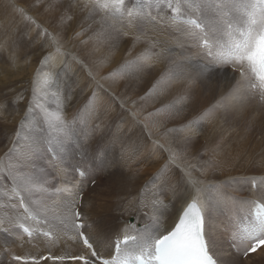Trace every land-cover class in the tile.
Wrapping results in <instances>:
<instances>
[{"label": "snow or ice", "instance_id": "6c2138e0", "mask_svg": "<svg viewBox=\"0 0 264 264\" xmlns=\"http://www.w3.org/2000/svg\"><path fill=\"white\" fill-rule=\"evenodd\" d=\"M47 10L57 13L58 32L60 26L70 28L68 22L75 19L79 27L75 39L87 34L88 40L111 42L114 47L122 37L131 35L129 55L147 37L149 29L168 33L175 49L168 46L154 51L159 41L149 39L147 47L126 59L107 78L150 72L155 61L168 57L150 92L181 85V94L168 106L177 114L191 107L198 82L205 87L214 79L227 82L228 91L199 111L185 126L188 130L202 129L219 113L227 116L243 112L250 105L264 108V0H49ZM16 11L39 29L38 35L51 41L56 53L65 55L59 35L42 28L23 9ZM52 59L51 55L47 57L37 70L32 99L12 147L0 158V209L5 210L0 234L18 241L21 247L41 238L52 245L64 243L66 237L79 239L87 254L52 255L49 248L47 255H15L9 253L5 240L0 257L10 255L11 264H41L45 260L60 264H234L233 252L247 256L264 247V179L249 178L246 186H237L236 182L206 185L203 176L211 161L197 167L185 159L181 167L178 161L186 153V146L180 151L168 150L167 161L155 180L134 199L122 197L115 202L111 211L119 213V225L113 227L104 218L90 221L81 211L80 201L83 181L96 167L85 169L71 160L91 152L90 158L94 164L98 161L103 171L110 153L139 154L140 148L123 135L99 140L94 135L75 137L77 127L95 133L96 127L89 129V123L99 118L97 94L94 90L93 103L69 120L64 110L66 85ZM73 59L95 81L85 62ZM96 88L101 89L98 82ZM21 99L17 96L12 104ZM3 108L7 104H0ZM41 161L45 167L39 166ZM177 168L182 175L173 182L169 174ZM61 174V180L53 183L52 178ZM229 187L257 194L235 196L226 191ZM212 201L227 209L223 223L211 221ZM125 213L131 218L126 219ZM69 232L74 236L68 237ZM225 240L227 248L223 246Z\"/></svg>", "mask_w": 264, "mask_h": 264}, {"label": "rangeland", "instance_id": "374dc122", "mask_svg": "<svg viewBox=\"0 0 264 264\" xmlns=\"http://www.w3.org/2000/svg\"><path fill=\"white\" fill-rule=\"evenodd\" d=\"M48 3L49 0H0V44H3V48H0V104H7V108L0 109L2 113L0 114V158L4 157V154L12 147L20 121L25 116L32 99L34 76L37 70L44 66L46 58L51 55L53 58L51 63L59 73L61 81L66 85L64 110L66 109L65 113L69 120L78 110H83L85 106L93 103L91 93L94 90L97 94L95 104L99 118L89 123V129L96 127L95 133L89 132L88 134V129L77 127L75 137L87 139L88 135H94L99 140L110 138L112 135L121 136L120 134L124 133V130L126 132L130 128L128 126L132 124L135 127L130 128L131 133L137 127L140 129L145 127L149 131L148 133L143 129L150 139L145 144H139V139H136L140 148L139 154L132 155V152H128L123 157V154L110 153L107 157L109 159L113 155L112 159L116 157L117 160H122V166H118L121 171L124 170L123 174L126 173L124 174L126 176L129 172V176L141 172L142 179L147 177L143 181L142 179L127 181L119 176V171L111 169L104 168L100 171L99 162L94 164L90 158L91 154L84 157L76 156L71 160L72 164L80 163L85 169L96 167L92 175L83 181V192L81 193L83 195L81 211L88 217L96 215L93 214V210H96L98 204L105 205L108 207L106 219L109 216L113 219L110 223L114 225L113 227L120 224L121 221L117 219L119 214L111 211L115 202L122 197L135 198V194L137 195L140 190L151 185L158 171L167 161L168 150L180 151L181 146H186V153L178 161L181 167L184 166L185 159L197 167L211 161L212 166L208 167L203 176L206 185L236 182L237 186L240 184L246 186L249 178L255 177L257 180L263 178L264 108L250 105L243 112H235L227 116L219 113L202 129L188 130L185 126L194 116L198 115L199 111L213 104L228 91L227 82L214 79L206 82L207 87L198 82L192 92V104L188 107V113L184 116L182 112L177 114L168 106L181 94V85H173L164 91L150 92L161 72L166 68L168 57H161L155 61L150 72L144 71L135 76H120L115 80L107 78L109 73L118 68L126 59H132L147 47L149 39L159 41L154 51H160L161 48L168 46L175 49L172 37L168 33H162L159 29L155 32L149 29L147 37L141 43L136 44L129 55L133 40L131 35L122 37L114 47L111 42L88 40L87 34L75 39L74 32L79 30L75 19L68 22L71 25L70 28L67 25L60 26L58 32L57 13L47 10ZM17 8L23 9L42 28L48 29L53 35H59L62 52L65 55L56 53L51 41L43 34L38 35L39 29L17 12ZM81 40H87L88 43L82 44ZM179 55V50H176V57L179 58ZM12 57H15L14 63L11 62ZM73 57L85 62L92 70L95 81L88 77L87 70L82 68ZM97 82L101 85V89L96 88ZM153 94L157 95L154 97ZM17 96H22L23 99L13 105L12 101ZM107 124H109L108 127ZM39 166L45 167L46 163L41 161ZM68 171L71 172V169ZM62 175L50 178L53 179V183H56L61 180ZM181 175L180 169L177 168L169 174V179L175 182L180 179ZM77 178L72 177V179ZM226 191L240 197H251L257 194L246 190L233 191L231 187ZM209 200L211 201V195H209ZM166 201H168L167 198H165V203ZM214 204L215 202L212 201L209 209L210 219L213 223H223L226 220L227 209ZM1 211L5 210L1 209ZM125 218L130 219L131 215H125ZM67 236L71 237L70 232ZM7 238L10 240L7 250L11 254L18 255V247L15 246L18 241L11 237ZM57 244L65 248L62 244ZM223 246L228 247L226 240ZM68 249L73 250L72 247ZM4 250L5 245L1 247L0 253ZM76 250L78 251L79 248H75L74 251ZM241 254L242 252L232 253L231 259L234 264H264V253L256 257L251 254L246 258ZM48 261H42L41 264ZM68 262L65 261V264L73 263ZM0 264H11V256L1 257Z\"/></svg>", "mask_w": 264, "mask_h": 264}, {"label": "bare ground", "instance_id": "6f19581e", "mask_svg": "<svg viewBox=\"0 0 264 264\" xmlns=\"http://www.w3.org/2000/svg\"><path fill=\"white\" fill-rule=\"evenodd\" d=\"M91 59V58H90ZM104 60V59H103ZM106 63V62H105ZM147 86V85H146ZM92 88V87H91ZM99 90H97V92H98ZM103 93V92H102ZM105 93V92H104ZM101 95H103V94H101ZM106 95V94H105ZM157 94H153V96L155 97ZM82 100V99H81ZM66 110V109H65ZM21 111V110H20ZM188 111H189V108H186V109H184V111L182 112V116H184V114H186V113H188ZM22 116V115H21ZM72 118V117H71ZM105 120V119H104ZM108 120V119H107ZM116 123V122H115ZM110 124V123H109ZM109 124H107V127H108V125ZM122 125V124H121ZM125 126V125H124ZM128 127H130L131 129H133L135 126H134V124H132V125H129ZM128 129L126 132H125V130H124V133H121L120 135H123V136H125V138H131V142L134 144V145H136L137 143H136V139H139L138 140V142H139V144H145L146 143V141H148V140H150L149 138H148V136H147V134H146V132L145 131H148V130H146L145 129V127L144 128H142V129H140V127H137L136 129H134L133 130V132L131 133L130 132V130L131 129ZM125 129V128H124ZM143 129H145V131L143 130ZM87 130V129H86ZM121 131V130H120ZM114 133V132H113ZM148 133H149V131H148ZM88 134H90L89 133V130H88ZM162 145H165V144H162ZM156 146V145H155ZM154 146V147H155ZM166 146V145H165ZM161 153V152H160ZM89 154H91V153H89ZM117 154V153H116ZM127 154V153H126ZM131 154V153H130ZM155 154H157V153H155ZM3 155V154H2ZM110 155V154H109ZM112 155V154H111ZM132 155H133V153H132ZM135 155V154H134ZM160 155H162V154H160ZM113 156V155H112ZM112 156H110V158L109 159H107L106 160V162H105V165H104V168L106 169V170H108V169H111V170H113V171H119L120 172V177H122V178H124V179H126L127 181H133V180H135V181H138V180H141L142 179V176L140 175V173L138 174V173H136V174H133V176H129V174H130V172H129V174H128V176H126V175H124V174H126V173H124L123 174V172H124V170H120V167L118 166V165H121L122 166V164H121V161H119V160H117L116 159V157H115V159L113 158H111ZM120 156V155H119ZM127 156H129V155H127ZM158 156V155H157ZM156 156V157H157ZM109 157V156H108ZM123 157H125L124 156V154H123ZM130 157H131V155H130ZM133 157V156H132ZM119 158V157H118ZM240 160V159H239ZM93 162V161H92ZM94 163V162H93ZM97 163V162H96ZM120 163V164H119ZM128 168V167H127ZM125 169V168H124ZM134 170V169H133ZM136 170V169H135ZM137 170H139V169H137ZM128 171H129V169H128ZM138 172V171H137ZM133 173V172H132ZM262 173V172H261ZM264 173V172H263ZM62 175V174H61ZM132 175V174H131ZM257 175V174H256ZM180 176V175H179ZM263 176V178H261V179H264V175H262ZM173 177V176H172ZM147 177H145V178H143L142 179V181L143 180H145ZM174 179V178H173ZM125 180V181H126ZM154 180V179H153ZM122 181V180H121ZM126 181V182H127ZM141 181V182H142ZM89 182V181H88ZM131 183V182H130ZM139 183V182H138ZM133 185H135V184H133ZM146 185V184H145ZM136 186V185H135ZM140 187V186H139ZM141 188V187H140ZM139 188V189H140ZM137 189V188H136ZM142 191H144V190H140V192H142ZM135 196H136V194H135ZM85 199V198H84ZM132 199H134V197L132 198ZM168 201H166V203H167ZM215 205V204H214ZM89 206V205H88ZM108 206V205H107ZM177 206H179V205H177ZM89 207H91V206H89ZM217 207V206H216ZM92 208V207H91ZM89 209V208H88ZM107 210H108V207H106L105 205H103V206H100V204H98L97 206H96V210L94 209L93 210V214H96L95 216L93 215V216H89V219H90V221L91 220H94V219H98V218H104V219H106V214H107ZM170 210H171V208H170ZM4 212L5 211H1V209H0V218H4ZM108 212H110V211H108ZM118 213V212H117ZM9 214H11V213H9ZM112 214V213H111ZM119 214V213H118ZM129 213H125V215H128ZM108 216V215H107ZM113 216V215H112ZM118 217V216H117ZM106 220H109V223H111L112 221H113V219L109 216ZM119 220V219H118ZM217 220V219H216ZM215 220V221H216ZM222 221V220H221ZM112 225V224H111ZM116 225H119V223L118 224H116ZM112 226H114V225H112ZM166 226H167V218H166ZM70 234H71V236H74V232H70ZM12 239V238H11ZM25 239H27V237H25ZM5 240H8V244H10V240L5 236V234H0V250H1V247H3V245H5ZM64 244H62V246H64L65 248H61L60 246H58V244H56V245H53V247H51L52 246V244L49 242V240L48 239H46V238H41L39 241H34L33 243V246H31V245H29L28 243H25L22 247L19 245V242H17V244L15 245L16 247H18V255H21V256H24V255H28L29 253H32V254H37L38 252H40L41 254H47L48 252H49V248L51 249V254L52 255H63V254H69V255H77V254H87L86 252H85V250H84V246L82 245V243H81V241L79 240V239H76V240H72V239H68V238H65L64 239ZM14 245H13V247H15ZM75 246V247H74ZM69 247H72L73 248V250L71 249H68ZM75 248H79V250L77 251H74L75 250ZM71 252V253H70ZM264 253V247H262L261 249H259L254 255H253V257L255 256H260L261 254H263ZM240 255V254H239ZM1 258V257H0ZM6 261V260H5ZM5 261H4V263H5ZM69 263V262H68ZM44 264H60V262H56V263H54V262H51V260H49L48 262H45ZM70 264H78V262H76V261H73V263H70ZM255 264V263H254Z\"/></svg>", "mask_w": 264, "mask_h": 264}]
</instances>
